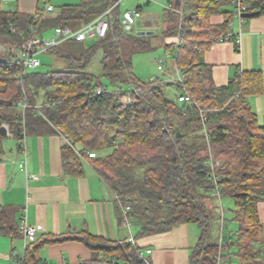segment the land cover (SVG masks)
I'll use <instances>...</instances> for the list:
<instances>
[{"label":"trees","instance_id":"1","mask_svg":"<svg viewBox=\"0 0 264 264\" xmlns=\"http://www.w3.org/2000/svg\"><path fill=\"white\" fill-rule=\"evenodd\" d=\"M116 1L83 0L80 5L63 6L52 19L37 22L36 13L0 11V39L13 40V47L19 49L22 32L34 24L41 35L58 26L83 27ZM170 4L176 10H165L169 23L161 35L175 38L166 48L176 49L175 63L185 76L184 85L174 79H139L133 72L134 56L152 51V38L158 35L126 31L117 10L106 37L90 44L77 41L84 43L79 56L72 51L61 53L58 47L50 50L62 55L66 68L47 71L41 66L24 73L20 62L0 61V126L8 123L19 144L26 132L61 133L69 141L63 147L68 173L83 175V162L90 161L123 210L128 209L126 220L139 223L141 236L191 222L207 227L213 201L230 198L231 221L238 224L236 236L207 245L201 240L193 264H218L232 255L237 264H261L258 203L264 199V126L248 101L249 95L260 91L261 82L256 73L244 72L228 85L217 86L205 61L206 51L229 32L233 0H171ZM248 4V13L264 14V0ZM213 15L225 17L222 25L212 24ZM98 48L104 50L105 75L112 84H132L133 90L120 86L109 90L94 80L86 68ZM15 57L11 50L0 54V60ZM175 83L180 93L170 98L165 90ZM183 90L193 101H179ZM125 95L131 96V102L121 101ZM41 103L49 105L38 110ZM3 140L0 134V156ZM88 151L96 152V157H89ZM217 191L219 197L213 196ZM66 241L84 243L102 254L96 260H108L107 264H147L131 243L89 233L36 238L25 251V264H44L40 249Z\"/></svg>","mask_w":264,"mask_h":264},{"label":"crops","instance_id":"2","mask_svg":"<svg viewBox=\"0 0 264 264\" xmlns=\"http://www.w3.org/2000/svg\"><path fill=\"white\" fill-rule=\"evenodd\" d=\"M259 1L248 0V3ZM82 2L0 0V11L34 15L51 4L57 11L48 13L45 19H52L63 6L80 5ZM124 3L119 6L120 15ZM136 8L143 10L139 3ZM232 8L229 6V9ZM224 20L223 15L211 17L212 24L216 26L222 25ZM159 21H162L161 24ZM156 22L154 26V20L148 17L143 22L141 20L143 26L138 29L153 31L155 35L158 31L163 32L169 23L167 18L160 16ZM231 24L235 38L241 35L242 43L237 45L230 40L216 42L206 51L205 61L212 67L213 80L217 86L228 85L240 71L258 75L260 91L249 95L248 101L259 123L264 126V14L252 15L245 21L233 16ZM79 25L74 24L71 28L79 29ZM52 31L54 28L44 30L43 35ZM175 68L176 63L174 71L169 73L165 81L174 79ZM68 142L66 137L57 132H26L20 144L13 135L4 138V153L0 156V209L4 210V214L0 215V264H19L14 252L20 255L25 252V239L20 231L25 216L30 225L43 227L37 239L89 233L112 242L131 243L140 249V255L147 264H193L192 258L202 236L201 227L197 223L181 224L167 232L141 236L139 223L134 219L126 220L123 205L90 161L84 160L83 175L68 173L63 159V147ZM258 213L262 223L259 260L264 264V199L258 203ZM237 230L238 224L234 222V229L225 240L234 238ZM149 249L152 250L151 254L146 252ZM101 256L80 241L59 242L40 249V258L44 264H101L99 262L103 260L95 259Z\"/></svg>","mask_w":264,"mask_h":264},{"label":"rangeland","instance_id":"3","mask_svg":"<svg viewBox=\"0 0 264 264\" xmlns=\"http://www.w3.org/2000/svg\"><path fill=\"white\" fill-rule=\"evenodd\" d=\"M148 1H151L149 5H147ZM137 3L143 6L141 18L137 23V31H140L141 29H138V27L140 28V26H143L141 24V20L143 22V20H146L149 17L151 20H154L155 26L158 23H155V21L159 18V16L162 18L167 17L165 15V10L170 4V0H125L124 5L121 6V13L127 10H134L137 7ZM161 22L159 21L160 24ZM159 30L162 31V29ZM158 32V36L152 40V43L155 45L154 49L152 51L136 54L133 59V72L143 82H149L152 78H162L165 80L166 77L169 76V73L174 71V55L176 53V49L174 47L167 49L166 44L170 42V40L174 41L175 38L164 39L161 35L162 32ZM44 34L45 37L55 36L54 31ZM13 46L14 45H8L7 49L9 48V50L16 52L18 48ZM83 47L84 43L72 40L60 44L58 46V51L65 54L72 51L75 55L79 56ZM61 56V54L51 51L42 53L39 56L43 63L42 69L48 71L52 69L66 68L67 62L64 61ZM103 58L104 50L98 48L87 65L86 69L93 75L94 80L96 82H100L109 90H115L119 86L127 92L133 90L132 84H112L109 77L105 75ZM159 65L163 66L162 70L158 68ZM173 78H176V76ZM165 91L167 96L170 98H176V96L180 93V88L175 83L167 86ZM187 139H189V137H187ZM7 141H9V139ZM213 205L214 208L212 209L208 226L201 227L202 236L200 240H203L206 245L220 242L223 238H228L229 232L234 229V222L231 221L234 208L232 200L225 197L222 201L214 200ZM197 225L199 226L198 223ZM230 262H232V264H237L236 256L232 255L231 260L228 259L226 261H222L221 264H231Z\"/></svg>","mask_w":264,"mask_h":264},{"label":"built area","instance_id":"4","mask_svg":"<svg viewBox=\"0 0 264 264\" xmlns=\"http://www.w3.org/2000/svg\"><path fill=\"white\" fill-rule=\"evenodd\" d=\"M125 0H117L113 5L110 6L109 9L106 10V12L98 17L97 19L91 21L90 23L84 25L83 27L79 29H73L69 26L63 27L58 26L54 28L55 36L54 37H45L44 35H41L38 31V26L34 24V26L30 27L26 32H22L23 34V42L19 49L16 51V57L13 59H1V62H20L23 65L24 73L35 70L42 66V60L40 59V55L45 52H49L50 50L58 47L61 43H64L66 41H91L98 38H104L106 37L110 30H111V23H110V16L116 15V11L119 9V6L124 3ZM220 1V0H217ZM169 9H174V6L172 4H169L167 7ZM176 10V9H174ZM57 8H55L53 5L49 4L45 7V9L40 10L34 15V18L36 22L40 20L41 18H45L48 13L56 12ZM180 12V11H178ZM249 12V4L248 0H233V8L232 13L234 16H238L242 21H245L247 17L244 16L245 13ZM141 18V10L138 8H135L134 10H127L124 11L120 15V21L123 26V28L126 31H133L135 30L137 32V23L139 19ZM232 26V24H231ZM231 26L229 29V32L225 35H222L218 42H224V41H234L237 45H240L242 43V37L241 35L239 37L234 36L233 32L231 31ZM182 36V33L179 34V38L177 39V46L180 43V38ZM234 37V38H232ZM159 69L162 70L163 66L159 65ZM244 72L240 71V74L242 75ZM175 76L174 80L179 81L182 85H184V79L185 76L180 72L179 68L176 66L175 68ZM151 80H155V78H152ZM98 93L101 92V89H97ZM123 103L131 102V96L125 95L122 97L121 100ZM179 101L180 102H189L193 101V98L191 95L186 91L183 90L181 94L179 95ZM23 109L26 108V104L22 103L20 104ZM44 105H49V103H41L37 106L38 110H41ZM7 128L8 135H12L10 131V126L8 123L4 122L2 124ZM24 140V138H23ZM22 140V142H23ZM88 156L91 158L96 157V152L88 151ZM219 165V163H217ZM213 196L219 197V192H215ZM128 213V209L124 210V214L126 215ZM43 230L42 226H32L28 223L27 217H23L21 224H20V231L24 236L25 239V251L28 248L29 244L34 241L39 232ZM133 243H135L134 240H131ZM221 243H223L221 241ZM147 254H151L152 250L149 249L146 251ZM14 255L18 257L19 264H25V252L24 254H19L16 251L14 252ZM101 264H107L108 260H103L99 262ZM220 264V259H219Z\"/></svg>","mask_w":264,"mask_h":264},{"label":"water","instance_id":"5","mask_svg":"<svg viewBox=\"0 0 264 264\" xmlns=\"http://www.w3.org/2000/svg\"><path fill=\"white\" fill-rule=\"evenodd\" d=\"M245 17H250L252 16V13H245L244 14ZM154 32L153 31H140L139 35H153ZM14 44L15 42L13 40H10L8 38L5 39H0V54L1 53H5L7 52V44ZM0 134L5 138L8 136V131L7 128L3 125L0 126ZM180 136V134H178Z\"/></svg>","mask_w":264,"mask_h":264}]
</instances>
